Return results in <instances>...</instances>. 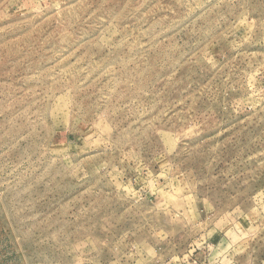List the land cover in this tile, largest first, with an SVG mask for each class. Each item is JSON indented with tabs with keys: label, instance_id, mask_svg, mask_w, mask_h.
<instances>
[{
	"label": "rangeland",
	"instance_id": "rangeland-1",
	"mask_svg": "<svg viewBox=\"0 0 264 264\" xmlns=\"http://www.w3.org/2000/svg\"><path fill=\"white\" fill-rule=\"evenodd\" d=\"M0 264H264V0H0Z\"/></svg>",
	"mask_w": 264,
	"mask_h": 264
}]
</instances>
